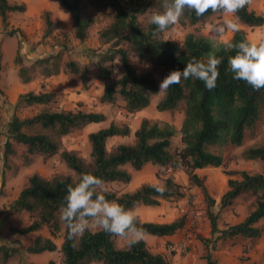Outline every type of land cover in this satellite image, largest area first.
I'll list each match as a JSON object with an SVG mask.
<instances>
[{"label": "trees", "instance_id": "trees-1", "mask_svg": "<svg viewBox=\"0 0 264 264\" xmlns=\"http://www.w3.org/2000/svg\"><path fill=\"white\" fill-rule=\"evenodd\" d=\"M58 3L69 14L73 37L83 41L94 19L90 14L84 13L82 0H58ZM89 4L93 8L109 9L112 12L111 21L98 32L99 42L107 45L102 52L95 55V76L102 81L99 101L112 104L119 99L127 113H134L146 107L151 95L157 92L151 71H157L164 78L170 71H182L192 58L205 59L211 51L210 38L199 31L186 33L179 43L163 39L162 33L153 34L156 31L155 26L147 24L146 16L152 10H161V0H89ZM22 10V4L0 0L1 27L8 25L10 12ZM212 14L215 13L209 10L198 17L194 11L186 9L179 22L184 25L202 24ZM236 16L239 17L238 22L251 28L259 27L264 22V17L255 13L248 5L236 13ZM43 17L44 34L48 35L52 31L48 12H44ZM141 20L144 22L141 23ZM245 39L247 37L242 29L232 32L229 38L234 43ZM121 43H125L150 70L136 72L129 61L127 49L122 47ZM233 54L234 50L223 49L217 53L223 62L219 65L220 75L214 89L208 90L203 81L189 78L182 79L167 91L163 90V96L156 104L158 111L173 110L179 105L182 106L180 147H171V138L175 133L173 125L143 117L132 132L131 142H117L107 150L105 143L108 138L129 134L126 124L116 125L110 122L107 126L87 134L89 160L86 162L74 151L61 149L58 139L87 124L102 122L105 119L102 113L80 109L42 108L30 116L18 117L12 114L6 122L4 133H0V137L4 136L0 144L3 163L7 156L14 152L13 144H20L25 147L27 155L57 154L65 166L74 171V177L55 174L47 178L31 173L10 202L8 207L12 213L26 211L29 216L26 225L9 227L11 233L26 235L45 227L50 236L37 234L25 251H54L56 246L52 238H60V264H170L161 253L151 252L143 238L129 247L124 241L118 245L119 238L102 230L89 229L76 241H69L66 239L65 224L59 219V208L64 203L67 186L81 174L91 173L100 178L104 185L111 182L125 184L131 179L126 167L137 171L147 164L170 170L181 169L188 184L199 189L206 205L209 225V235L198 237L203 247L204 264H217L213 251L218 243L229 241L232 244L237 240L254 242L260 238L264 232V228L259 225V222L264 220V144L248 147L241 153L246 159H260L261 172H225L226 189L219 196V211L231 206L235 198L243 192L254 196L253 208L236 223L218 227V212L210 209L215 201L208 194L203 178L195 172L196 169L220 166L222 158L219 150L227 145L241 144L245 131L253 134L259 114L264 110V88L254 90L244 81L233 78L227 64L228 56ZM60 60L61 55L56 52L33 59L30 66H42L41 74L48 76L58 72ZM114 61H117L122 69L118 77H114L105 66L106 63ZM14 62L18 66V75L22 82H27V67L22 64V55L18 52ZM64 65L69 71L79 73L83 82V68L80 69L72 60ZM55 100L54 92L27 91L17 96L14 106H45ZM232 175H237L238 178H232ZM150 185L142 183L131 191L123 192L108 190L106 198L116 200L125 208L133 209L139 205L154 206L160 200H178L183 196L182 186L172 175L162 179L161 185L166 187L163 195L157 193ZM137 221L138 226L143 229V234L158 237L174 235L184 225L182 215L169 222L142 221L138 217ZM251 246L250 243L242 244L240 259L245 261V264H264V249L259 261H248V257L244 256ZM16 253V247L1 243L0 264H5ZM47 264H53L52 260Z\"/></svg>", "mask_w": 264, "mask_h": 264}, {"label": "rangeland", "instance_id": "rangeland-1", "mask_svg": "<svg viewBox=\"0 0 264 264\" xmlns=\"http://www.w3.org/2000/svg\"><path fill=\"white\" fill-rule=\"evenodd\" d=\"M11 4H22V11H14L8 14V25L2 28L0 25V133H4L7 120L12 114L18 117L30 116L36 111L45 108L49 110H74L96 111L105 116L99 123H90L83 128L61 136L60 148L74 151L84 161L89 160V144L87 134L98 128H102L112 122L116 125L126 124L129 128L127 136H114L108 138L105 143L107 150L117 142H131L132 132L141 118L146 117L158 122H168L175 128L171 138V147H180L179 127L182 120V106L173 110L158 111L156 104L163 96L160 82L164 79L157 71H151L157 85V92L151 95L146 107L134 113H127L122 108V101L117 99L114 103H102L99 96L102 90V81L95 76V55L102 52L107 45L99 42L98 32L112 19L109 9L93 8L89 0H82L83 11L90 14L94 21L87 31L83 41H78L72 35L70 18L66 19V11L59 5L58 0H7ZM125 1V0H123ZM255 13L264 17V0H251L248 5ZM44 12L52 23V31L44 34ZM227 17L222 13L212 14L202 24L184 25L179 21L161 34L163 39L173 42H181L183 36L189 32L199 31L209 38H215V33L209 31L210 25L222 23ZM144 20H141L143 23ZM240 29L244 30L249 41H255L264 35V22L259 27H248L238 22ZM12 31V33H9ZM231 30L225 32L223 39H229ZM128 52L129 61L136 72L150 70V67L137 58L125 43L120 44ZM22 55V64L27 67V82H22L18 75V66L14 62L16 53ZM59 52L61 55L58 72L52 75H42V66H30L33 59L44 57L48 54ZM69 60L76 62L79 68H83V82L79 73H73L65 67ZM114 77H118L122 69L117 61L106 63ZM79 69V70H80ZM54 92L56 100L45 106L35 105L30 107H15L14 103L19 94L27 91ZM4 136L0 137V144ZM264 144V110H261L259 119L255 124L253 134L245 131L241 144L227 145L219 150L222 163L218 167H205L195 172L203 178L208 194L214 199L210 207L213 212H218V227L240 221L254 206V196L248 192L239 194L233 204L226 209L218 210L219 196L226 189L227 170H245L248 173L262 171L260 159H246L241 156L242 151L248 147ZM14 152L7 156L5 163L0 153V237L3 243L17 248V253L10 257L5 264H47L52 260L53 264H60L61 256L56 248L54 251H42L39 253L24 252L23 239H33L36 234L50 237L47 229L43 227L36 233L19 235L11 233L9 227H22L29 222L26 211L14 214L9 209L10 202L16 197L18 191L24 186L26 178L31 173H37L43 177H51L55 174L70 175L74 177V171L67 168L57 154L44 156L41 154L27 155L25 147L13 144ZM172 175L174 180L182 186L183 196L178 200H160L157 205H139L133 208L137 217L142 221L169 222L179 216L184 217V225L176 234L177 241H159L157 237L149 241L148 249L153 253H161L170 264H204L202 259L203 247L198 237L209 235V225L206 218V205L199 189L190 186L186 175L181 169L170 170L168 168L145 165L141 171L135 172L130 179V187H138L142 183H159L162 179ZM232 178H238L232 175ZM108 190L123 192L132 188L127 183L111 182L104 185ZM264 228V220L259 222ZM94 230V229H91ZM35 235V236H36ZM175 235V234H174ZM53 242H60V238H52ZM123 240L118 239V245ZM27 243V242H26ZM252 244L244 256L248 261H259L261 251L264 249V232L254 242L237 240L235 243L225 241L218 243L213 255L217 264H245L240 259L242 244ZM160 244H162L161 249ZM182 248V250H181ZM243 256V255H242ZM192 261V262H191ZM91 264H101L92 262Z\"/></svg>", "mask_w": 264, "mask_h": 264}, {"label": "clouds", "instance_id": "clouds-1", "mask_svg": "<svg viewBox=\"0 0 264 264\" xmlns=\"http://www.w3.org/2000/svg\"><path fill=\"white\" fill-rule=\"evenodd\" d=\"M250 3L251 0H161V10H152L146 16L147 24L155 26L154 35L164 33L177 24L186 9L194 11L198 17L211 10L227 18L222 23L209 26L215 38L209 39L211 51L206 58H192L182 71H170L160 82V89L167 91L182 79L189 78L203 81L208 90L214 89L220 75L218 68L223 62L217 53L222 49L234 50V54L227 58L234 79L244 81L254 90L264 88V35L254 42L245 39L234 43L222 38L228 30L233 33L240 31L236 13ZM68 19L69 14L66 13L64 20ZM150 186L161 195L166 191V187L159 183ZM106 193L108 189L104 187L103 181L91 173L81 174L67 186L64 203L59 208V219L65 224L67 240L76 241L89 229L102 230L123 240L129 247L143 238V229L138 226L135 210L125 208L116 200L107 199Z\"/></svg>", "mask_w": 264, "mask_h": 264}, {"label": "crops", "instance_id": "crops-1", "mask_svg": "<svg viewBox=\"0 0 264 264\" xmlns=\"http://www.w3.org/2000/svg\"><path fill=\"white\" fill-rule=\"evenodd\" d=\"M148 165V164H147ZM144 167V166H143ZM126 169L130 172V174H131V176H133V174L135 173V172H138V171H141V169L140 170H137V171H133V170H131L129 167H126ZM196 170H198V169H196ZM195 170V171H196ZM132 178V177H131ZM127 187H130V181L127 183ZM130 188H132V189H130V190H127V191H131V190H133V189H135L136 188V186L134 185V186H132V187H130ZM33 233H36V232H33ZM28 234H30V233H28ZM27 235V234H26ZM36 235V234H35ZM35 235L33 236V238L35 237ZM41 235V234H40ZM41 236H44V237H47V236H45V235H41ZM154 237H157L158 239H159V241L161 242V241H166V240H168V241H177L178 239H179V235L178 234H175V235H171V236H166V237H158V236H154V235H149V234H143V239L145 240V242H146V244L147 245H149V241H151V240H154ZM33 240V239H32ZM31 240V241H32ZM21 241H22V247H19V249L21 250V251H24L25 252V248L31 243V241H30V239H28V238H26V239H23V238H21ZM53 241V240H52ZM60 241H61V239H60ZM27 242V243H26ZM1 243H3V241L1 240V237H0V244ZM54 244H55V246H56V248L57 249H59V245H60V242H59V244H58V241H54ZM161 246H162V244H160V248H159V250L161 249ZM192 262V261H191ZM187 263V260H184V262H183V264H186ZM190 264H193V263H190ZM199 264H202V262L200 263L199 262Z\"/></svg>", "mask_w": 264, "mask_h": 264}, {"label": "built area", "instance_id": "built-area-1", "mask_svg": "<svg viewBox=\"0 0 264 264\" xmlns=\"http://www.w3.org/2000/svg\"><path fill=\"white\" fill-rule=\"evenodd\" d=\"M181 250H182V248H181Z\"/></svg>", "mask_w": 264, "mask_h": 264}]
</instances>
